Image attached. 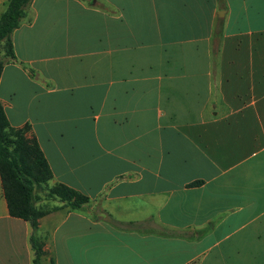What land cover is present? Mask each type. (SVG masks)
Instances as JSON below:
<instances>
[{
    "label": "crops",
    "instance_id": "1",
    "mask_svg": "<svg viewBox=\"0 0 264 264\" xmlns=\"http://www.w3.org/2000/svg\"><path fill=\"white\" fill-rule=\"evenodd\" d=\"M11 39L7 118L89 200L33 228L0 178V264H264V0H31Z\"/></svg>",
    "mask_w": 264,
    "mask_h": 264
},
{
    "label": "trees",
    "instance_id": "2",
    "mask_svg": "<svg viewBox=\"0 0 264 264\" xmlns=\"http://www.w3.org/2000/svg\"><path fill=\"white\" fill-rule=\"evenodd\" d=\"M31 0H7L0 13V77L6 62L15 59L12 32L19 27ZM29 126L13 127L0 102V178L9 214L28 221L33 228L49 210L37 205L41 194L76 209L89 197L64 184L48 186L53 178L49 163L36 138L29 137ZM200 182H194L198 185ZM33 264H40L42 245L31 236Z\"/></svg>",
    "mask_w": 264,
    "mask_h": 264
},
{
    "label": "rangeland",
    "instance_id": "3",
    "mask_svg": "<svg viewBox=\"0 0 264 264\" xmlns=\"http://www.w3.org/2000/svg\"><path fill=\"white\" fill-rule=\"evenodd\" d=\"M41 207V206H40ZM42 209H48L49 210V206L48 207H46V206H44V207H41Z\"/></svg>",
    "mask_w": 264,
    "mask_h": 264
}]
</instances>
